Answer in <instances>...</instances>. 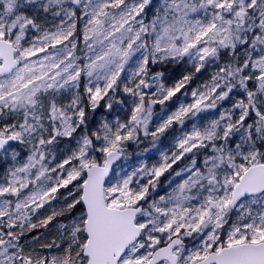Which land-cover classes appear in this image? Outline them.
I'll return each mask as SVG.
<instances>
[{
	"label": "snow or ice",
	"instance_id": "obj_1",
	"mask_svg": "<svg viewBox=\"0 0 264 264\" xmlns=\"http://www.w3.org/2000/svg\"><path fill=\"white\" fill-rule=\"evenodd\" d=\"M0 264H264V0H0Z\"/></svg>",
	"mask_w": 264,
	"mask_h": 264
},
{
	"label": "trees",
	"instance_id": "obj_2",
	"mask_svg": "<svg viewBox=\"0 0 264 264\" xmlns=\"http://www.w3.org/2000/svg\"><path fill=\"white\" fill-rule=\"evenodd\" d=\"M172 68H173L172 70H176V67H172ZM173 134H175V132L170 133L169 136ZM163 139H166V138H163ZM145 147H150L148 140H144V142L139 146L140 149H144ZM134 150L136 152L138 151V149H134ZM158 191L163 193V187L161 189H158ZM58 197H59V194H58ZM66 202L67 201L63 199H58L57 201H53L52 204L56 209H60L61 207H63V205ZM50 214H51V210L49 209V211L44 213V216H47ZM72 214L78 215L79 213L77 212V210H73ZM40 218H44V217H40ZM68 222H69V214H65L64 216H57L47 226V228L37 227L35 230L31 232H25V235L24 237H22L21 242L22 244H25L26 246L31 245L32 249H34V251L37 253L51 254V253L58 252L59 249L56 248L55 245H60V247L64 246L59 225L63 223H68ZM48 245H52V247L49 248L47 247Z\"/></svg>",
	"mask_w": 264,
	"mask_h": 264
},
{
	"label": "rangeland",
	"instance_id": "obj_3",
	"mask_svg": "<svg viewBox=\"0 0 264 264\" xmlns=\"http://www.w3.org/2000/svg\"><path fill=\"white\" fill-rule=\"evenodd\" d=\"M172 67H176V70H172ZM186 70V66L184 65H173V66H169L168 69L166 70L165 76L166 79L168 80L169 83H171L172 81H174L175 79H179L181 75L184 74ZM173 71V72H172ZM206 78V77H205ZM199 82V77L194 78L193 83L190 84L188 87L192 88L194 85L198 84ZM181 99H187L185 97H180ZM161 106H156L155 108V112H160ZM168 143V138L166 139H162L160 142L161 147L165 146ZM68 145V142L65 141L62 145H61V151H63L65 149V147ZM137 149V147L135 145L131 146L129 148V156H130V160L127 161V163H131L132 161H136L138 159L137 157V152L134 150ZM155 150L149 151L146 155H145V159H147V157L149 156H153V152ZM156 157H153V159L149 160V163H154L155 162ZM162 194V193H161Z\"/></svg>",
	"mask_w": 264,
	"mask_h": 264
},
{
	"label": "water",
	"instance_id": "obj_4",
	"mask_svg": "<svg viewBox=\"0 0 264 264\" xmlns=\"http://www.w3.org/2000/svg\"><path fill=\"white\" fill-rule=\"evenodd\" d=\"M117 163H120V162H117ZM113 167L115 168L116 166L114 165Z\"/></svg>",
	"mask_w": 264,
	"mask_h": 264
}]
</instances>
